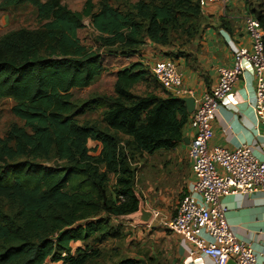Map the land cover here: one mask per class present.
<instances>
[{
	"label": "trees",
	"instance_id": "trees-1",
	"mask_svg": "<svg viewBox=\"0 0 264 264\" xmlns=\"http://www.w3.org/2000/svg\"><path fill=\"white\" fill-rule=\"evenodd\" d=\"M63 1L0 0V12L31 6L39 23L0 36V100L12 99L21 120L0 136V264H142L100 245L116 237L108 227L124 233L119 215L137 208L134 155L175 148L191 113L137 57L147 42L183 55L208 24L198 0H100L96 9L85 0L80 10ZM252 1L264 44V0ZM86 17L96 48L78 34ZM105 55L135 60L112 71L110 94L75 100L74 89L104 72ZM98 108L100 119L78 120ZM50 157L62 163L44 164Z\"/></svg>",
	"mask_w": 264,
	"mask_h": 264
},
{
	"label": "crops",
	"instance_id": "crops-1",
	"mask_svg": "<svg viewBox=\"0 0 264 264\" xmlns=\"http://www.w3.org/2000/svg\"><path fill=\"white\" fill-rule=\"evenodd\" d=\"M247 10L245 0H229L224 7L218 3L207 4L202 13L208 25L201 35L185 48L183 55H171L175 48L155 46L147 42L137 59L149 66L159 60L173 59L181 72L182 87L191 90L190 96L197 99L204 92L211 90L217 81L218 67L233 66L235 49L250 50L251 40L244 29ZM10 15V12H0V29L5 28L0 36L11 30L6 29ZM254 94L255 78L252 69L247 65L211 121L213 135L208 142L210 146L234 149L245 144L258 159L264 160V125H255ZM193 133L189 124L186 125L183 139L175 148L160 152L157 150L149 154L147 163L152 162L151 170L147 169V164L142 167L140 181L143 190L140 195L146 208L153 211V221L158 219V222L152 224V221L149 225L131 223V226L134 233L141 235L138 241H144L146 236L152 241L154 236H159L161 247L160 251L153 250L154 248L148 250L151 254L147 255V258L142 255L135 256L145 264H212L207 257L189 256L191 244L183 235L174 232L165 224L176 214L178 201L189 190L194 179L192 160L188 154ZM93 142V147L99 145V142ZM221 201L227 208V220L237 236L254 249L259 261L264 262V192L227 194ZM120 223L125 230L128 222ZM77 246L79 244L72 247L74 249ZM112 248L119 251L117 245ZM157 253L160 255L157 256Z\"/></svg>",
	"mask_w": 264,
	"mask_h": 264
},
{
	"label": "built area",
	"instance_id": "built-area-1",
	"mask_svg": "<svg viewBox=\"0 0 264 264\" xmlns=\"http://www.w3.org/2000/svg\"><path fill=\"white\" fill-rule=\"evenodd\" d=\"M198 2L201 8L210 3L224 7L229 0ZM244 29L251 40L250 50L235 49L233 66L218 67L217 81L211 90L194 98L195 108L188 122L194 131L188 148L194 179L178 201L176 214L165 223L191 244L189 256L207 257L212 264H227L228 261L234 264H264L259 261L254 249L237 236L227 220V208L221 201L227 194L264 192V160L258 159L245 144L229 149L208 143L213 135L211 121L247 65L255 78V125H264L263 29L259 21L248 14L244 18ZM150 70L173 96L192 95L191 90L182 87L181 72L172 59L159 60L150 66Z\"/></svg>",
	"mask_w": 264,
	"mask_h": 264
},
{
	"label": "rangeland",
	"instance_id": "rangeland-1",
	"mask_svg": "<svg viewBox=\"0 0 264 264\" xmlns=\"http://www.w3.org/2000/svg\"><path fill=\"white\" fill-rule=\"evenodd\" d=\"M92 1L94 2L95 9L98 8L100 0H92ZM136 1L137 0H109V2L116 7H121V6H124V4L126 5L128 3H134ZM84 2L85 0H64L63 1V3L66 4L72 10H80L83 7ZM252 2L256 3L257 0H253ZM7 20L9 24L6 25V29H14V28H18L21 26L33 28L39 25L36 15H35V11L31 6H23V7H20L18 10L13 11ZM83 23H84V27L81 28L78 32L79 37L81 38L83 43L96 48L97 32L92 28L90 24V19L88 17L84 18ZM4 30L5 28L0 29V33ZM104 52H105V49H102V53ZM104 54H107V53L105 52ZM105 56L107 57V59L105 58L104 60V63L106 66V69L104 70V72L90 86L86 88H82V89H74L72 91V94L74 95L75 100L83 101V100L88 99L93 94H98V93L99 94H102V93L110 94L111 89H112L111 85H112L113 78H114L112 71L118 67L128 64V62H130L131 60H135V57H131V58L121 57L120 58V57H113V56H108V55H105ZM148 89L149 88L148 87L146 88L145 85H140L138 87V90L141 92H144ZM13 103H14L13 100L10 98H5V99L0 100V136L5 135V132L8 126L11 125L12 123L21 124V120L15 117L13 113L11 112V106L13 105ZM101 112H102L101 108L88 110L84 114L78 116V120L81 122H86L88 120L94 121V120L100 119ZM122 137L127 138L125 136H122ZM88 144L90 147H93L95 145V142L90 140ZM160 151H163V149L158 150V152ZM147 156L148 154H145L143 157L138 156V154L134 155V157H137L135 158V160H139V162L135 164V166L137 167V171H136L137 181H135V188L138 193H141L140 191L143 190L141 181H140V173L142 171V167L146 166L147 164L148 165L147 169H149V171L151 170V167H152L151 161H150L151 163L150 162L149 164L147 163L148 161ZM55 163L61 164L62 161L60 162L58 159H55L53 157L47 158V160L44 161V164L46 165H55ZM112 175H113L112 173L109 175L110 176L109 185H112L114 182V178ZM157 220L158 219H155L152 222V224H156L158 222ZM127 224L128 225H125L126 231L123 229L124 232L127 233V235L125 233H121V232L119 233L118 231L115 232L113 228L108 227L109 233L115 235L116 237L106 238L103 241L104 246L100 245V247L109 249V248H112V246L117 245L119 249L118 256L121 255L119 258L135 257L136 255L147 256L151 254L148 251L151 248H154L153 250H156V251L161 250L159 236H154L152 241L149 240L147 236L144 239V241L142 240L138 241L137 239H140L141 235H137L136 233H134V230H132L134 228H132L131 226L132 224L130 222H128ZM150 230H154V228L153 229L150 228ZM90 241H92V239H89V244L94 245V243H91ZM78 244L81 245L83 243L72 242V246H76ZM156 255L159 256L160 254L157 253Z\"/></svg>",
	"mask_w": 264,
	"mask_h": 264
},
{
	"label": "water",
	"instance_id": "water-1",
	"mask_svg": "<svg viewBox=\"0 0 264 264\" xmlns=\"http://www.w3.org/2000/svg\"><path fill=\"white\" fill-rule=\"evenodd\" d=\"M183 102L185 103L186 110L189 113H192L195 108V99L193 96H184L182 97ZM188 141V140H186ZM136 198L138 200L136 210L119 215V219L128 221L133 225H149L154 219V213L151 209L146 208L144 200L142 196L135 191ZM142 264H145L143 260H141ZM227 264H234L232 261H228Z\"/></svg>",
	"mask_w": 264,
	"mask_h": 264
}]
</instances>
